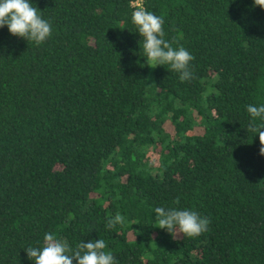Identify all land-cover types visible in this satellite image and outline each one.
<instances>
[{
  "label": "trees",
  "instance_id": "trees-1",
  "mask_svg": "<svg viewBox=\"0 0 264 264\" xmlns=\"http://www.w3.org/2000/svg\"><path fill=\"white\" fill-rule=\"evenodd\" d=\"M132 1L31 0L52 25L40 45L0 28V264H35L45 233L103 239L116 264H264V156L246 130L264 105V9L142 0L194 56L181 82L146 66ZM160 206L207 231L173 239Z\"/></svg>",
  "mask_w": 264,
  "mask_h": 264
},
{
  "label": "clouds",
  "instance_id": "clouds-1",
  "mask_svg": "<svg viewBox=\"0 0 264 264\" xmlns=\"http://www.w3.org/2000/svg\"><path fill=\"white\" fill-rule=\"evenodd\" d=\"M254 6L264 9V0H254ZM131 22L142 37L143 57L146 66L155 69L158 66H169L179 73L181 82L193 78L190 62L194 56L183 46L173 47V42L165 39L164 18L148 11L141 3L133 5ZM7 26L11 35L34 42L44 43L52 35L51 23L44 19L31 0H0V28ZM140 41V47H141ZM247 112L252 117L247 132L258 134L260 155L264 156V122L257 124L256 119L264 120V105H248ZM180 204L179 198L174 202ZM157 226L167 230L173 239L182 237L194 238L207 231L210 220L201 217L191 209L178 207H156ZM125 218L117 213L107 220L106 227L114 229L123 225ZM107 245L103 239L90 242H79L75 248L66 240L58 239L53 233H45L41 247H28V259L35 264H116L112 252L105 251Z\"/></svg>",
  "mask_w": 264,
  "mask_h": 264
},
{
  "label": "built area",
  "instance_id": "built-area-1",
  "mask_svg": "<svg viewBox=\"0 0 264 264\" xmlns=\"http://www.w3.org/2000/svg\"><path fill=\"white\" fill-rule=\"evenodd\" d=\"M137 3H141V4H142V0H133V1H132V5H135V4H137Z\"/></svg>",
  "mask_w": 264,
  "mask_h": 264
}]
</instances>
